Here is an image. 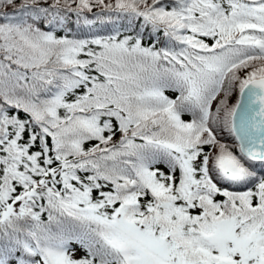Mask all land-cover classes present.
I'll list each match as a JSON object with an SVG mask.
<instances>
[{
  "label": "snow or ice",
  "instance_id": "6c2138e0",
  "mask_svg": "<svg viewBox=\"0 0 264 264\" xmlns=\"http://www.w3.org/2000/svg\"><path fill=\"white\" fill-rule=\"evenodd\" d=\"M0 264H264V0H0Z\"/></svg>",
  "mask_w": 264,
  "mask_h": 264
}]
</instances>
